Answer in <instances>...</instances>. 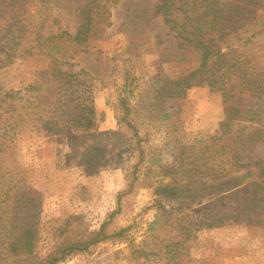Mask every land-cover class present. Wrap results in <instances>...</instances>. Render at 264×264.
Masks as SVG:
<instances>
[{
    "label": "trees",
    "instance_id": "trees-1",
    "mask_svg": "<svg viewBox=\"0 0 264 264\" xmlns=\"http://www.w3.org/2000/svg\"><path fill=\"white\" fill-rule=\"evenodd\" d=\"M54 1L0 0V69L36 57L47 62L19 92V98L6 94L21 105L20 110L10 117L0 115V264H63L111 240L129 243L137 260L155 254L146 251L147 242L136 245L128 228L113 231V220L121 213L118 208L97 231H82L84 218L70 216L57 230L56 243L42 255L38 251L42 209L32 195L19 192L21 183H32L45 174L43 154L38 151L62 137H85L70 138L68 143L81 149V167L87 176L96 175L109 163L102 144L121 131L96 134V91L103 82L89 75L83 78L72 68L76 55L90 52L104 39L111 9L120 4L119 29L130 36L143 33L156 17L178 12L177 18L166 20L169 39L156 44L160 61L180 64L195 58L198 69L181 83L185 89L208 87L220 92L230 129L223 138L199 147L194 159L170 162L162 150L157 154L153 148L147 150L136 124L122 118L138 157L118 204L134 192L142 174L154 196L149 210L155 216L148 231L156 237L158 226L167 230L168 235L160 240L166 264H186L185 244L197 239L203 229V223L185 211L186 206L200 204L222 187L260 180L252 187L262 201L250 215L264 219V160L248 156L257 145L264 147V74L245 53L220 47L246 28L259 0H57L61 10L74 8L79 15L81 24L75 35L63 29L60 16L52 11ZM155 92L157 102L148 100L143 105L152 123L171 117L164 107L175 98L167 84Z\"/></svg>",
    "mask_w": 264,
    "mask_h": 264
},
{
    "label": "rangeland",
    "instance_id": "rangeland-1",
    "mask_svg": "<svg viewBox=\"0 0 264 264\" xmlns=\"http://www.w3.org/2000/svg\"><path fill=\"white\" fill-rule=\"evenodd\" d=\"M58 5L55 0L52 11L60 16L63 29L75 35L81 24L79 15L74 8L61 10ZM122 11L121 4L111 9L104 39L90 52L76 55L72 68L83 78L89 75L103 82L96 91L95 109L99 117L96 134L121 131L119 136L108 137L102 144L109 163L96 175L87 176L81 167V149L68 143L70 138L84 140L85 137H62L38 151L43 154L41 167L45 174L32 183L28 180L21 183L19 192L32 195L42 209V240L38 250L42 255L56 243L57 230L70 216L84 218L82 231L86 228L97 231L118 208L121 213L113 220V231L128 228V235L136 245L147 242L146 251L155 254L137 260L129 243L111 240L63 264H166L160 240L168 235L167 230L158 226L156 237L148 231L155 216L149 210L154 196L148 180L139 174L134 192L118 204V195L127 190L132 165L138 157L134 139L130 132H125L128 128L121 122L122 118L136 124L147 150L153 148L156 154L162 150L164 159L170 162L194 159L199 147L223 138L230 129L220 92L208 87L185 89L181 83L183 77L198 69L195 58L180 64L160 61L156 44L169 39L166 20L177 18L178 12L171 10L160 15L143 33L130 36L119 29ZM220 47L245 53L264 74V0H259L246 28L230 36L229 42L221 43ZM46 64L44 58L36 57L0 69V115L10 117L15 110H20L21 105L6 94L19 98V92L34 81L35 72ZM165 84L175 94L164 107L171 117L152 123L143 105L148 100L157 102L155 91ZM248 156L264 160V147L257 145ZM257 181L241 186L227 185L200 204L186 206L185 211L203 223L198 238L185 244L186 264H264V219L250 215L262 201L260 193L252 187Z\"/></svg>",
    "mask_w": 264,
    "mask_h": 264
}]
</instances>
